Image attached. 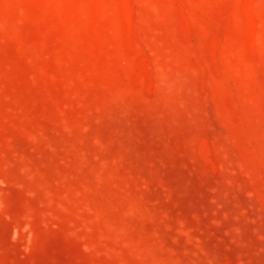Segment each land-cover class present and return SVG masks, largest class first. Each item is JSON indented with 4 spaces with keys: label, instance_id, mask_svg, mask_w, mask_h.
Here are the masks:
<instances>
[{
    "label": "rangeland",
    "instance_id": "1",
    "mask_svg": "<svg viewBox=\"0 0 264 264\" xmlns=\"http://www.w3.org/2000/svg\"><path fill=\"white\" fill-rule=\"evenodd\" d=\"M0 264H264V0H0Z\"/></svg>",
    "mask_w": 264,
    "mask_h": 264
}]
</instances>
